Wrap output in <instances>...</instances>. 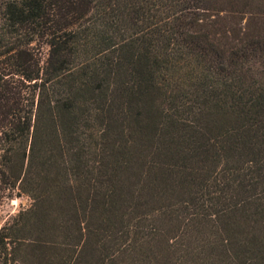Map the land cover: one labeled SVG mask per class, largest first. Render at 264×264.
Segmentation results:
<instances>
[{"label":"trees","instance_id":"16d2710c","mask_svg":"<svg viewBox=\"0 0 264 264\" xmlns=\"http://www.w3.org/2000/svg\"><path fill=\"white\" fill-rule=\"evenodd\" d=\"M0 264H264V0H0Z\"/></svg>","mask_w":264,"mask_h":264},{"label":"rangeland","instance_id":"374dc122","mask_svg":"<svg viewBox=\"0 0 264 264\" xmlns=\"http://www.w3.org/2000/svg\"><path fill=\"white\" fill-rule=\"evenodd\" d=\"M42 58L45 60L48 54V48L44 47L41 51ZM31 205V201L28 197L23 196L21 198H16L7 205L2 212V219L4 221L8 220L10 215L17 214L19 211L28 208Z\"/></svg>","mask_w":264,"mask_h":264}]
</instances>
